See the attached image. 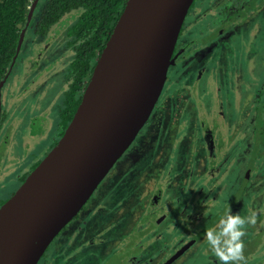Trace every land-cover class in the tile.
I'll use <instances>...</instances> for the list:
<instances>
[{
	"label": "flooded vegetation",
	"instance_id": "af4514ba",
	"mask_svg": "<svg viewBox=\"0 0 264 264\" xmlns=\"http://www.w3.org/2000/svg\"><path fill=\"white\" fill-rule=\"evenodd\" d=\"M263 11L264 0L191 2L175 40L172 51L175 58L168 66L163 87L147 120L77 213L52 238L36 264H187L190 251L196 245H204V233L218 224L227 207L233 213L245 204L243 197L249 182L253 188L264 190V69L239 101L240 116L247 115L249 120L246 124L239 120L238 129L233 123L223 122L219 109L211 114L208 111L209 115L198 114L204 106L196 101L199 90L194 82L197 74L213 71L218 85L222 84L220 71L223 69H211L206 58L220 52L219 45L222 47L240 25L250 26L252 20H261ZM66 27L60 36L65 49ZM29 28L32 26L28 25L26 31ZM257 32L260 31L253 28L250 36L255 37ZM23 42L24 38L20 50ZM260 44L264 54V40ZM18 55L13 67L19 64ZM67 63L64 62L65 75ZM1 90L0 122L4 117L1 115ZM245 108L249 113H245ZM182 132H185L183 141L187 146H181L179 151L177 136ZM227 134L236 137L232 146L227 145ZM190 143H193L191 147ZM192 150L198 152V160L185 162L184 158ZM39 162L30 164L25 174L20 175L16 188L0 199V206ZM219 164L224 167V174L216 175ZM167 168L170 169L168 173ZM151 173L156 175L147 180L146 176ZM191 175H194L193 180L196 176L204 177V181L214 178L216 183L224 177L222 186L226 194L220 198L216 189H210L207 200L200 206H185L190 222L186 225L188 236L184 239L173 231L178 228L177 214L174 220L167 222L170 212L164 203L165 198L177 199V204L180 203L181 181L188 176L184 182L187 183ZM162 181L165 182L163 187L160 186ZM263 190H258L256 200L262 199L261 204L243 211L246 216L253 211L257 213V223L247 226L246 234L264 240ZM240 196L242 200L238 201ZM257 238L254 249L253 244L244 248L246 264H264V258L255 254L258 249L264 253V242ZM247 240L251 241L252 237ZM203 250L206 254L198 259V264H220L208 244Z\"/></svg>",
	"mask_w": 264,
	"mask_h": 264
},
{
	"label": "water",
	"instance_id": "95a60500",
	"mask_svg": "<svg viewBox=\"0 0 264 264\" xmlns=\"http://www.w3.org/2000/svg\"><path fill=\"white\" fill-rule=\"evenodd\" d=\"M37 1L28 8L0 90ZM192 1H124L61 136L0 206V264H36L130 145L158 99Z\"/></svg>",
	"mask_w": 264,
	"mask_h": 264
},
{
	"label": "rangeland",
	"instance_id": "374dc122",
	"mask_svg": "<svg viewBox=\"0 0 264 264\" xmlns=\"http://www.w3.org/2000/svg\"><path fill=\"white\" fill-rule=\"evenodd\" d=\"M45 2L46 0H42L41 4ZM76 13L78 10L64 15L50 35L46 36V40L35 36L30 28L26 31L18 55L19 64L17 62L13 67L1 90V112L4 117L0 122V199L16 188L20 175L25 174L30 164L33 165L41 160L44 154L54 146L61 134L58 109L62 105L63 93L66 90L64 62H68L72 54L71 51L64 48L60 36L64 28L73 21ZM260 16L262 17L261 20H252L251 27L248 24L240 25L238 31L230 35L222 47L219 45L220 52L211 54L206 58L212 67L211 69L213 67L215 70L216 67L223 69L220 71L222 84L218 85L217 75L213 71L211 73L203 71V73L196 75L197 78L194 79L195 88L199 90L196 101L199 105L204 106L203 110L198 111V114L204 112L209 115L208 111L211 114L213 110L219 109L223 114V122L225 124L233 123L237 129L240 126L239 120L245 124L249 120L247 115L240 116L239 101L243 98V92L250 88L264 69V54L260 44L264 40V11ZM35 20L36 18L33 19L31 26ZM253 28L260 31L256 33L255 37L250 36ZM56 37L57 39H55ZM248 50H250L249 54L245 56ZM217 62L222 64L218 65ZM167 87L168 85H166ZM245 113H249L247 108H245ZM184 136L185 132L177 136V149L179 151H181V146H187L183 141ZM226 137L227 145L232 146L236 137L231 134H227ZM192 144L190 143L189 147ZM196 152V150H192L188 154L189 156L184 158V161L192 163L198 160V152ZM218 161L220 162V160ZM223 170L224 167L221 168L219 164L215 174H224ZM169 171L170 169L167 168L166 173ZM155 175V173L148 174L147 180L154 178ZM164 177L166 176L164 175ZM170 178L173 180L174 174ZM187 178L188 176L181 181V191L178 193L180 203L177 204V199L170 200L168 198H165L164 203L165 208L170 212L167 215L169 218L167 222L174 220L175 214H177V218H179L177 220L178 228L177 230L173 229V231L184 239L188 236L186 225L190 222L186 215L188 212L185 210V206H200L207 200L210 189H216L220 198L226 194L225 188L222 186L226 180L224 177L218 183L214 178H208L204 181V177L200 179L196 176L193 180L194 175L189 176L190 181L184 183ZM163 183L165 182L162 181L160 186ZM248 184L243 197L245 206L237 207L233 214L238 209V213L246 216L243 209L250 210L251 208L253 210L255 209L254 204L260 205L263 201L262 199L256 201L258 190H263V188H253L250 182ZM175 187L177 194V184ZM198 188L201 189L197 191ZM241 200L242 196L239 197L238 201ZM136 203L140 207L139 202L136 201ZM185 229L186 233L184 232ZM251 237L252 240L248 241L247 239ZM256 238L257 235L246 234V240L243 239L245 240L244 248L246 249L253 244ZM257 241L264 242L263 239L258 238ZM203 244L202 246L196 245L190 251L187 264H198V259L206 254L203 250L207 244L205 237ZM254 247L256 246L253 244L252 249ZM252 249L250 251L253 252ZM256 253L264 258V253L260 249L255 250ZM247 263L249 262L247 261Z\"/></svg>",
	"mask_w": 264,
	"mask_h": 264
},
{
	"label": "trees",
	"instance_id": "16d2710c",
	"mask_svg": "<svg viewBox=\"0 0 264 264\" xmlns=\"http://www.w3.org/2000/svg\"><path fill=\"white\" fill-rule=\"evenodd\" d=\"M33 0H0V80L14 55L28 8ZM125 0H38L29 25L34 18L32 32L45 38L61 18L78 10L64 35L71 59L66 68V84L59 107L60 133L76 109L95 59L104 46ZM26 33V32H25ZM25 37V34H24ZM23 37V38H24ZM23 41V40H22ZM1 115L3 113L1 112Z\"/></svg>",
	"mask_w": 264,
	"mask_h": 264
},
{
	"label": "clouds",
	"instance_id": "9594fccd",
	"mask_svg": "<svg viewBox=\"0 0 264 264\" xmlns=\"http://www.w3.org/2000/svg\"><path fill=\"white\" fill-rule=\"evenodd\" d=\"M257 223V213L233 214L228 206L218 224L206 230L205 240L220 264H246L244 240L249 225Z\"/></svg>",
	"mask_w": 264,
	"mask_h": 264
}]
</instances>
